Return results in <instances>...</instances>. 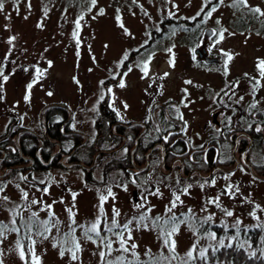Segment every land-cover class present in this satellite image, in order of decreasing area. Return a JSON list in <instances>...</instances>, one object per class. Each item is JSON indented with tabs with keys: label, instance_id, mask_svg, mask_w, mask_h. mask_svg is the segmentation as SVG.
<instances>
[{
	"label": "rangeland",
	"instance_id": "374dc122",
	"mask_svg": "<svg viewBox=\"0 0 264 264\" xmlns=\"http://www.w3.org/2000/svg\"><path fill=\"white\" fill-rule=\"evenodd\" d=\"M213 1L0 0V130L11 116L32 125L43 106L63 104L72 113V127L89 135L98 103L106 95L103 83L118 78L123 68L116 92L109 90L123 119L138 118V92L153 83L151 90L158 88L161 100L174 99L172 108L193 137L207 138L211 114L200 111V105L213 100L230 81L233 85L222 102L230 98L241 108L253 89L252 99L264 104V0ZM200 14L201 46L220 59L221 68L197 66L189 39L180 26H173L177 21L190 24ZM150 34L157 39L138 53ZM251 160L263 162L261 154ZM50 173L40 199L23 196L14 186L0 196V225L5 226L0 264H37V258L38 264H188L194 255L236 238L253 252L239 232L216 238L213 231L199 232L204 224L260 227L264 235V182L256 180L252 170L239 167L231 175L217 174L155 193H133L127 184L120 189L116 179L113 185L91 187L80 170L70 167ZM97 220L99 236L86 235ZM119 234L128 251L121 248ZM109 241L111 249L106 247ZM259 251L264 257V247Z\"/></svg>",
	"mask_w": 264,
	"mask_h": 264
},
{
	"label": "flooded vegetation",
	"instance_id": "af4514ba",
	"mask_svg": "<svg viewBox=\"0 0 264 264\" xmlns=\"http://www.w3.org/2000/svg\"><path fill=\"white\" fill-rule=\"evenodd\" d=\"M156 39L150 34L147 48L138 53L148 50ZM201 44L202 38L189 48L196 65L204 70L221 68L220 59ZM124 71L120 69L118 78L103 83L106 95L92 116L89 135L72 127L69 108L66 119L58 117L59 104L43 106L32 125L21 124L15 116L8 119L0 130V196L14 186L21 195L40 199L52 178L50 171L68 167L80 170L91 187L113 185L116 179L120 189L127 184L134 188L133 193L176 189L185 183L214 179L217 174L231 175L239 167L248 173L252 170V157L264 150V104L252 99L253 89L241 108L229 97L220 100L230 92L232 81L223 85L213 100L201 104L200 111H208L213 124L207 138L201 139L189 135L183 117L172 108L174 99L161 100L156 95L160 90H151L156 87L153 83L138 92V118L123 119L111 103L109 90L116 92ZM46 107L51 108L47 113ZM49 132L54 133V139L48 138ZM254 174L264 182V176Z\"/></svg>",
	"mask_w": 264,
	"mask_h": 264
},
{
	"label": "trees",
	"instance_id": "16d2710c",
	"mask_svg": "<svg viewBox=\"0 0 264 264\" xmlns=\"http://www.w3.org/2000/svg\"><path fill=\"white\" fill-rule=\"evenodd\" d=\"M215 1L217 0H214L212 3H214ZM212 3L209 2L210 5ZM209 4H207L202 10L204 13L208 10ZM237 7L238 6H236L235 8ZM239 8L240 6L237 9ZM252 18H255L253 22L257 20L255 15H253ZM201 20H202V14L197 16L193 20V22H190V24L188 23L182 24L180 23V21L173 23L174 27L178 28L180 26V30H182L185 33L186 37L189 39L188 44L189 47L191 48L196 46V44L201 38V30L203 28V24L201 23ZM238 21L239 22L242 21V23H247L248 21L249 22L252 21V19L250 18L249 20L247 18L245 20H242L241 18L240 19L238 18ZM59 105L60 106H57V110H58L57 115L62 119H66L67 117L66 106L63 104H59ZM49 109L51 108L50 107L45 108L46 113ZM46 116L48 117V114ZM55 133L57 134L56 129H55ZM54 137H55L54 133H50V135L48 136L49 139H54ZM258 141L260 142L261 139L259 138ZM51 147L54 148L53 146ZM260 154L262 155L263 162L253 165L252 171L258 175L263 176L264 150H261ZM208 159L211 160V155L209 156ZM207 230L215 232L216 238H219L220 236H225L227 234L230 235L232 233L239 232V237H242L243 240H246L249 243L250 248H252L253 252L252 253L247 252L243 247L237 245L238 239L236 238L229 244H227L224 241L222 244L218 246L213 245L212 247L207 248L205 253L203 254L194 255L193 259L190 260L188 264H264V257L260 254L259 251L261 247H264V235H262V229L260 227L259 228L253 227L249 229H244V228L235 229V228H225L224 226L204 224L202 228H199V232H203ZM223 240H225V237L223 238ZM23 247L26 258L28 259L26 240L23 242ZM156 263L158 264V262ZM123 264H151V263L146 261L136 260V261H126Z\"/></svg>",
	"mask_w": 264,
	"mask_h": 264
},
{
	"label": "snow or ice",
	"instance_id": "6c2138e0",
	"mask_svg": "<svg viewBox=\"0 0 264 264\" xmlns=\"http://www.w3.org/2000/svg\"><path fill=\"white\" fill-rule=\"evenodd\" d=\"M2 7H3V5H2V3H0V8H2ZM256 11H259V9H256ZM74 35H75V33H74ZM228 58L231 59L230 56H229ZM261 65H262V67H264V62H261ZM144 70H145V72L147 71L146 66H145V69H144ZM189 83H190V82H189ZM120 86H121V87H124V84L121 83ZM28 87L30 88L31 85H29ZM26 99H27V97H26ZM109 194H111L110 190H109ZM24 195L26 196L27 194L25 193ZM74 195H75V194H74ZM4 199H7V197H4ZM104 199H105V197H101V201H103ZM177 199H179V197H177ZM33 203H35V201H33ZM173 206H175V205L173 204ZM101 211H103L102 208H101ZM118 214H119V213H116V215H118ZM34 215H35V214H34ZM227 215L231 216L232 213H231V212H228ZM140 219L143 220L144 217H141ZM45 223H47V222H45ZM98 224H99V220H97V222L94 223L90 229H87L85 234L88 235L89 232H94V233H96L97 236H99V232H98V230H97ZM113 226H114V227L116 226V222H115V220H113ZM4 227H5V226L0 225V235L3 234V228H4ZM127 227H128L127 225H124V228H125V229H126ZM108 231L110 232V231H111V228H109ZM119 235H120V244H121V248H123L124 251H128V249L124 247L125 241H124V239H123L122 234H119ZM88 238L91 239L92 237H91V236H88ZM129 238H131V237L129 236ZM165 243L167 244L168 241L165 240ZM106 247H108L109 249H111V242H110V241L106 244ZM132 247L135 248L136 245L133 244ZM76 248H77V250L79 249V245H78V244L76 245ZM21 255H23V253H21ZM61 255H63V250L61 251ZM100 255H101V257H104L105 253H104V252H101ZM75 258H76V257H75V253H73V259H75ZM120 259L122 260V258H120ZM37 264H38V258H37Z\"/></svg>",
	"mask_w": 264,
	"mask_h": 264
},
{
	"label": "water",
	"instance_id": "95a60500",
	"mask_svg": "<svg viewBox=\"0 0 264 264\" xmlns=\"http://www.w3.org/2000/svg\"><path fill=\"white\" fill-rule=\"evenodd\" d=\"M206 33H207V34H210V31H209V30H206Z\"/></svg>",
	"mask_w": 264,
	"mask_h": 264
}]
</instances>
